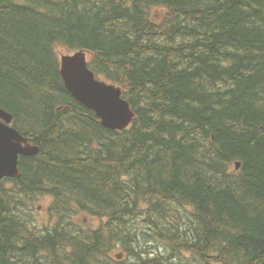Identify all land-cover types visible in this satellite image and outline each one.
<instances>
[{"label":"trees","instance_id":"1","mask_svg":"<svg viewBox=\"0 0 264 264\" xmlns=\"http://www.w3.org/2000/svg\"><path fill=\"white\" fill-rule=\"evenodd\" d=\"M77 51L129 128L66 89ZM0 106L40 147L0 181V264H264V0H0Z\"/></svg>","mask_w":264,"mask_h":264},{"label":"water","instance_id":"2","mask_svg":"<svg viewBox=\"0 0 264 264\" xmlns=\"http://www.w3.org/2000/svg\"><path fill=\"white\" fill-rule=\"evenodd\" d=\"M60 72L70 92L93 110L105 127L123 130L133 121L135 113L121 97L120 89L94 76L86 65L84 52L62 54ZM13 120L14 114L0 107V180L20 178V156H35L40 152L39 146L31 144L29 138L12 125Z\"/></svg>","mask_w":264,"mask_h":264},{"label":"rangeland","instance_id":"3","mask_svg":"<svg viewBox=\"0 0 264 264\" xmlns=\"http://www.w3.org/2000/svg\"><path fill=\"white\" fill-rule=\"evenodd\" d=\"M49 204H50V202L48 200H43V201L40 200V199L37 200L35 205L33 206V211H32V209H29V210L26 209L25 211H23V219L24 220L31 219L34 224H37L40 227H43L41 225L55 226L56 222L59 221V218H60V221H62L64 218H63V216L59 217L57 215L49 216L48 215V211H47V209L49 208ZM177 212H179V211H177ZM32 216H33V219H32ZM66 216H68V215H66ZM72 216L74 218H72V217H70V218H72L74 221L84 222V221H82V220H80L79 218L76 217V213L75 212L72 213ZM105 220H106L105 218H100V217L95 216L94 226H97L100 221H105ZM185 221H186V219L184 217H182L181 218V224L179 225L181 230H184L185 228H188L190 226V224H191L190 222L186 223ZM83 228H85V230L88 231V230L91 229V226L87 225V226L82 227V229ZM152 237H154V236L153 235H148L147 237L141 238L140 242H141L142 246H144L149 251L155 252L156 253L155 255H157L158 253H160V254L164 253L166 255L169 254V251L166 249V245L162 241V239H157L156 240V239H152ZM143 250H145V249L143 248ZM139 251H141V250H139ZM116 253L114 254V256L116 255ZM106 259H108V256H106ZM122 259H123V256H122L121 259H118V260H122Z\"/></svg>","mask_w":264,"mask_h":264},{"label":"bare ground","instance_id":"4","mask_svg":"<svg viewBox=\"0 0 264 264\" xmlns=\"http://www.w3.org/2000/svg\"><path fill=\"white\" fill-rule=\"evenodd\" d=\"M43 20V19H42ZM78 52V51H77ZM82 52H84V51H82ZM76 52H74V53H71V55H73V54H75ZM85 53V55H86V65H87V67H88V69L90 70V71H92L93 73H94V76L95 77H98L97 75H96V73L94 72V70H92L91 69V67H90V65H89V60H88V58H89V56H88V52H84ZM114 64V66H115V63H112V65ZM62 75V74H61ZM63 77V76H62ZM63 80H64V78H63ZM64 84H65V80H64ZM65 87H66V85H65ZM66 89L70 92V90L66 87ZM71 94H72V96H74V98H76V96L72 93V92H70ZM77 99V98H76ZM70 101V100H69ZM80 102V101H79ZM84 105V104H83ZM98 116V115H97ZM240 165H241V162H239V161H237L236 162V168L237 169H239L240 168ZM117 259H121L122 258V254L119 252L117 255Z\"/></svg>","mask_w":264,"mask_h":264}]
</instances>
